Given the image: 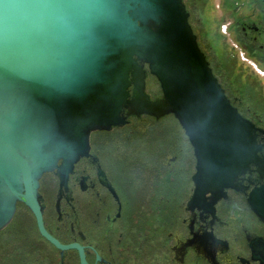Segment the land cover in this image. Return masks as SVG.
<instances>
[{"label":"flooded vegetation","instance_id":"1","mask_svg":"<svg viewBox=\"0 0 264 264\" xmlns=\"http://www.w3.org/2000/svg\"><path fill=\"white\" fill-rule=\"evenodd\" d=\"M183 2L227 98L255 127L252 163L213 187L174 115L125 111L124 126L92 133L86 155L41 178L42 226L18 203L0 264H264V0Z\"/></svg>","mask_w":264,"mask_h":264},{"label":"water","instance_id":"2","mask_svg":"<svg viewBox=\"0 0 264 264\" xmlns=\"http://www.w3.org/2000/svg\"><path fill=\"white\" fill-rule=\"evenodd\" d=\"M125 111L174 115L213 187L255 157V127L227 98L183 0H0V231L20 202L42 226L41 178L86 155L92 133L124 126Z\"/></svg>","mask_w":264,"mask_h":264}]
</instances>
